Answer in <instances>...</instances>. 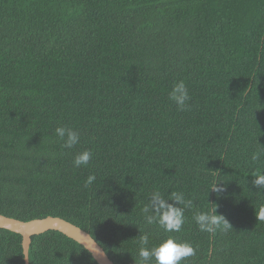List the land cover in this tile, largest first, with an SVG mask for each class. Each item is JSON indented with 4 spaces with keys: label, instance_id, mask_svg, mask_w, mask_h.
I'll return each mask as SVG.
<instances>
[{
    "label": "trees",
    "instance_id": "obj_1",
    "mask_svg": "<svg viewBox=\"0 0 264 264\" xmlns=\"http://www.w3.org/2000/svg\"><path fill=\"white\" fill-rule=\"evenodd\" d=\"M181 79L190 111L169 100ZM60 125L81 133L74 149L62 148ZM261 146L264 0H0L1 215L63 218L114 264H140L144 233L148 247L190 241L196 254L181 264H264V189L251 183ZM85 149L92 161L74 168ZM215 179L225 194L209 190ZM157 189L193 200L180 232L145 223ZM209 201L231 230L198 229ZM92 257L54 230L29 250L30 264H99ZM0 264H26L22 235L0 228Z\"/></svg>",
    "mask_w": 264,
    "mask_h": 264
},
{
    "label": "clouds",
    "instance_id": "obj_2",
    "mask_svg": "<svg viewBox=\"0 0 264 264\" xmlns=\"http://www.w3.org/2000/svg\"><path fill=\"white\" fill-rule=\"evenodd\" d=\"M168 96L178 110H191V96L183 79L173 85ZM55 135L63 142L61 145L63 149L72 150L81 142V133L70 126H57ZM93 155L91 149L77 153L72 161L73 167L88 166ZM251 159L253 162L260 163L264 159V146L254 151ZM214 175L218 177V173H214ZM252 176L254 179L251 183L258 189H264V172L257 170ZM95 179L94 174L89 175L84 186L86 188L91 186ZM220 181L219 179L213 180L209 189L216 192L218 196L227 192L225 184ZM193 203V200L186 198L183 192L171 191L166 197L160 190H154L150 193L148 204L142 209L145 214V223L147 225L158 224L165 233H178L185 223V210L193 208ZM209 204L207 210H197L193 215L198 229L211 235H215L217 232L226 233L231 230L233 225L225 214L219 212V206L217 207L219 204L210 201ZM256 216L258 221L264 220V208H261L258 213L256 211ZM138 243L140 264H152L153 260L155 264H181L182 261L196 254V247L190 241H181L172 235L162 239L155 247H148L149 237L144 233L140 235ZM24 257L29 259L27 252H25ZM93 257L92 259L95 260L96 257Z\"/></svg>",
    "mask_w": 264,
    "mask_h": 264
},
{
    "label": "water",
    "instance_id": "obj_3",
    "mask_svg": "<svg viewBox=\"0 0 264 264\" xmlns=\"http://www.w3.org/2000/svg\"><path fill=\"white\" fill-rule=\"evenodd\" d=\"M0 228L7 229L23 236L24 254L27 252L28 258L32 237L34 235L54 230L65 234L83 245L93 256L96 257L95 260L99 264H114L104 249L88 232L60 217L49 216L47 218L26 222L0 214ZM25 261L26 264H30L29 259L25 258Z\"/></svg>",
    "mask_w": 264,
    "mask_h": 264
}]
</instances>
